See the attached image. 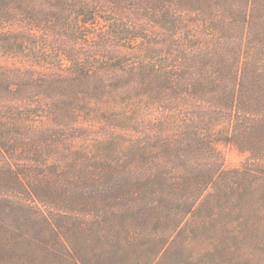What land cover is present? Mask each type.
I'll return each instance as SVG.
<instances>
[{
    "label": "trees",
    "instance_id": "trees-1",
    "mask_svg": "<svg viewBox=\"0 0 264 264\" xmlns=\"http://www.w3.org/2000/svg\"><path fill=\"white\" fill-rule=\"evenodd\" d=\"M0 264H264V0H0Z\"/></svg>",
    "mask_w": 264,
    "mask_h": 264
},
{
    "label": "rangeland",
    "instance_id": "rangeland-1",
    "mask_svg": "<svg viewBox=\"0 0 264 264\" xmlns=\"http://www.w3.org/2000/svg\"><path fill=\"white\" fill-rule=\"evenodd\" d=\"M224 155H225V166L227 168H234L239 166L243 160L244 156L237 153L233 148H225L224 149Z\"/></svg>",
    "mask_w": 264,
    "mask_h": 264
}]
</instances>
